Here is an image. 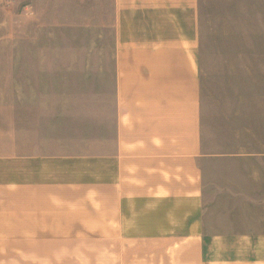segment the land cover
<instances>
[{
    "label": "crops",
    "instance_id": "1",
    "mask_svg": "<svg viewBox=\"0 0 264 264\" xmlns=\"http://www.w3.org/2000/svg\"><path fill=\"white\" fill-rule=\"evenodd\" d=\"M15 33L0 264H264V0H0Z\"/></svg>",
    "mask_w": 264,
    "mask_h": 264
},
{
    "label": "rangeland",
    "instance_id": "2",
    "mask_svg": "<svg viewBox=\"0 0 264 264\" xmlns=\"http://www.w3.org/2000/svg\"><path fill=\"white\" fill-rule=\"evenodd\" d=\"M18 8L15 7V11H7L8 13H14V15L17 13ZM19 11V10H18ZM10 35L6 38V36H0V61H19L20 60V52H21V37L17 33H15V36L12 38H9ZM13 48V51L11 50ZM8 49V51H7ZM19 87H7L5 85H0V96L5 95L8 92H12L14 89V92L16 93V90ZM0 104H3L0 101Z\"/></svg>",
    "mask_w": 264,
    "mask_h": 264
}]
</instances>
